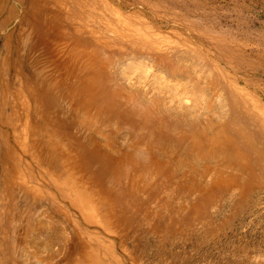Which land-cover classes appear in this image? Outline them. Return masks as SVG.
Masks as SVG:
<instances>
[{"label": "rangeland", "instance_id": "rangeland-1", "mask_svg": "<svg viewBox=\"0 0 264 264\" xmlns=\"http://www.w3.org/2000/svg\"><path fill=\"white\" fill-rule=\"evenodd\" d=\"M0 91V264H264V0H0Z\"/></svg>", "mask_w": 264, "mask_h": 264}, {"label": "bare ground", "instance_id": "bare-ground-1", "mask_svg": "<svg viewBox=\"0 0 264 264\" xmlns=\"http://www.w3.org/2000/svg\"><path fill=\"white\" fill-rule=\"evenodd\" d=\"M63 1V0H62ZM111 1V0H110ZM108 2V1H107ZM66 4V3H65ZM71 4V3H70ZM64 6V5H63ZM67 6H68V4H67ZM61 8V7H60ZM67 9V8H66ZM118 9V8H117ZM50 10V9H49ZM120 10V9H119ZM48 11V10H47ZM45 12V11H44ZM51 12V11H50ZM58 12V11H57ZM57 12H53V13H57ZM113 12V11H112ZM46 13V12H45ZM60 13V12H59ZM127 13V12H126ZM48 14V13H47ZM115 14V13H114ZM118 15H119V13H117ZM132 14V13H131ZM97 15H99V14H97ZM117 15V16H118ZM49 16V15H48ZM83 16V15H82ZM105 16V15H104ZM123 16V15H122ZM53 17V16H52ZM58 17V16H57ZM114 17H115V15H114ZM124 17V16H123ZM51 18V17H50ZM90 18V17H89ZM102 18V17H101ZM117 18V17H116ZM120 18V17H119ZM125 19V18H124ZM139 19H140V17H139ZM60 20V19H59ZM128 20V19H127ZM126 20V21H127ZM143 20H145L144 18H143ZM80 21V20H79ZM119 21H120V19H119ZM131 21V20H130ZM54 22H56V21H54ZM88 22V21H87ZM106 22V21H105ZM119 23V22H118ZM139 23V22H138ZM124 24L126 25V23L124 22ZM128 24V23H127ZM149 24V23H148ZM111 25V24H110ZM109 25V26H110ZM122 25H123V23H122ZM131 25V24H130ZM136 25V24H135ZM17 26V25H16ZM60 26V25H59ZM108 26V25H107ZM127 26V25H126ZM125 26V27H126ZM139 26V25H138ZM89 27V26H88ZM130 28V27H129ZM139 28V27H138ZM152 28V27H151ZM86 29H88V28H86ZM118 29V28H117ZM144 29H145V26H144ZM148 29V28H147ZM150 29V28H149ZM63 30V29H62ZM137 31H139L138 29H136ZM142 30V29H141ZM151 31H152V29H150ZM135 31V30H134ZM143 31V30H142ZM55 32V31H54ZM104 32H106V30L104 31ZM133 32V31H132ZM131 32V33H132ZM136 32V31H135ZM60 33V32H59ZM111 33H112V31H111ZM158 33V32H157ZM103 34V33H102ZM144 34V33H143ZM173 34V33H172ZM175 34V33H174ZM89 35V34H88ZM117 35V34H116ZM151 35H153V34H151ZM166 35V34H165ZM164 35V36H165ZM178 35V34H177ZM99 36V35H98ZM106 36V35H105ZM138 36H140V35H138ZM163 36V37H164ZM176 36V35H175ZM193 36V35H192ZM143 37V36H142ZM160 38H161V36H159ZM178 37V36H177ZM27 38V37H26ZM25 38V39H26ZM56 38V37H55ZM106 38V37H105ZM127 38V37H126ZM131 38V37H130ZM165 38V37H164ZM169 38H170V36H169ZM69 39V38H68ZM90 39V38H89ZM151 39V38H150ZM157 39V38H156ZM117 40V39H116ZM141 40V39H140ZM145 40V39H144ZM146 40H148V39H146ZM30 41V40H29ZM56 41V40H55ZM155 41V40H154ZM182 41V40H181ZM181 41H179V42H181ZM185 41V40H184ZM28 42V41H27ZM113 42V41H112ZM128 42V41H127ZM157 42H160V41H157ZM54 43V42H53ZM151 43H152V41H151ZM156 43V42H155ZM182 43V42H181ZM185 44V43H184ZM71 45H73V44H71ZM140 45V44H139ZM163 45H165V44H163ZM168 45V44H167ZM77 46V45H76ZM94 46V45H93ZM117 46V45H116ZM142 46V45H141ZM144 46V45H143ZM157 46V45H156ZM171 46V45H170ZM175 46V45H174ZM182 46V45H181ZM186 46V45H185ZM59 47V46H58ZM89 47V46H88ZM145 47V46H144ZM147 47V46H146ZM153 47H154V45H153ZM168 47V46H167ZM71 48V47H70ZM90 48V47H89ZM88 48V49H89ZM98 48V47H97ZM121 48V47H120ZM155 48V47H154ZM157 48V47H156ZM160 48V47H159ZM194 48V47H193ZM192 48V49H193ZM73 49H75V48H73ZM91 49V48H90ZM143 49V48H142ZM196 49V48H195ZM80 50V49H79ZM86 50V49H85ZM97 50V49H96ZM148 50H149V48H148ZM162 50V49H161ZM171 49H169V51H170ZM189 50V49H188ZM194 50V49H193ZM72 51V50H71ZM77 51V50H76ZM81 51V50H80ZM84 51V50H83ZM95 51V50H94ZM157 51V50H156ZM64 52H65V50H64ZM67 52V51H66ZM79 52V51H78ZM97 52V51H96ZM151 52V51H150ZM161 52V51H160ZM187 52V51H186ZM198 52V51H197ZM61 53V52H60ZM71 53V52H70ZM85 53H87V52H85ZM99 53V52H98ZM97 53V54H98ZM153 53V52H152ZM200 53V52H199ZM64 54V53H63ZM80 54H83V53H80ZM155 54V53H154ZM186 54V53H185ZM71 55V54H70ZM156 55V54H155ZM158 55V54H157ZM169 55V54H168ZM196 55V54H195ZM205 55V54H204ZM64 56V55H63ZM83 56V55H82ZM85 56V55H84ZM197 56V55H196ZM80 57V56H79ZM86 57H89V56H86ZM85 57V58H86ZM96 57V56H95ZM156 57V56H155ZM68 58V57H67ZM183 58V57H182ZM185 58V57H184ZM187 58V57H186ZM204 58V57H203ZM93 59V58H92ZM200 59H202V58H200ZM210 59V58H209ZM61 60V59H60ZM77 60V59H76ZM78 60H80V58L78 59ZM98 60H99V58H98ZM189 60V59H188ZM199 60V59H198ZM84 61V60H83ZM156 61V60H155ZM158 61V60H157ZM205 61V60H204ZM180 62V61H179ZM185 62V61H184ZM188 62V61H187ZM74 63V62H73ZM99 63H100V60H99ZM65 64V63H64ZM63 64V65H64ZM72 64V63H71ZM146 64V63H145ZM143 62L142 63H138L137 65H135V66H131L130 68H129V70H124L123 72H121V73H123V75L125 76V77H127V78H130V72L132 71V74H136V73H138L137 75L138 76H136L137 78H134L135 79V83H137L138 84V86L139 87H141L140 85L142 84H144V83H146V82H148V79H149V75H151V72L153 71L151 68H149V67H147V65H145ZM161 64V63H160ZM194 64V63H193ZM196 64V63H195ZM155 65V64H154ZM153 65V66H154ZM198 65V64H197ZM207 65V64H206ZM81 66V65H80ZM83 66H84V64H83ZM161 66H163V65H161ZM198 66H200V65H198ZM218 66V65H217ZM189 67V66H188ZM208 67V66H207ZM215 67V66H214ZM66 68H68V67H66ZM84 68H86V67H84ZM156 68V67H155ZM163 68H165V67H163ZM191 68V67H190ZM213 68V67H212ZM39 69H41V68H39ZM166 69V68H165ZM168 69V68H167ZM171 69V68H170ZM181 69V68H180ZM186 69V68H185ZM221 69V68H220ZM74 70V69H73ZM187 70H188V68H187ZM204 70V69H203ZM174 71V70H173ZM210 71V70H209ZM182 72V71H181ZM205 72V71H204ZM213 72V71H212ZM166 73H168V72H166ZM180 73V72H179ZM134 74V75H135ZM215 74V73H214ZM210 75V74H209ZM208 75V76H209ZM220 75V74H219ZM183 76V75H182ZM217 76V75H216ZM226 76V75H225ZM228 76V75H227ZM123 77V76H122ZM211 77H213V76H211ZM206 78V77H205ZM234 78V77H233ZM18 79V78H17ZM197 80V79H196ZM212 80H214V79H212ZM218 80V79H217ZM217 80H216V82H217ZM23 81V80H22ZM38 81H40V80H38ZM146 81V82H145ZM169 81V80H168ZM168 81H165V79H164V76H162V75H155L154 74V77H153V80L151 81V83H152V85L154 86V88H156V89H159V91H162V92H164V91H166L167 92V90H169V88H173L175 91H177V90H180V89H185V92H187V83H181V85H179L178 83H173V84H171L170 82H168ZM186 81V80H185ZM193 81V80H192ZM232 81H233V79H232ZM133 82V83H134ZM204 82V81H203ZM215 82V83H216ZM223 82V81H222ZM24 83V82H23ZM166 83H168V84H166ZM218 84V83H217ZM216 84V85H217ZM220 84V83H219ZM18 85V84H17ZM29 85V84H28ZM39 85H40V83H39ZM135 85V84H134ZM196 85V84H195ZM200 85V84H199ZM221 85V84H220ZM228 85V84H227ZM24 86V85H23ZM26 86V85H25ZM244 86V85H243ZM40 87H42V89H43V86H40ZM199 87V86H198ZM17 88V87H16ZM31 88V87H30ZM225 88H226V86H225ZM229 89V88H228ZM13 90V89H12ZM134 90V89H133ZM210 88H208L207 86H205L204 85V93L202 92H200L201 94L199 95V97L196 99V98H193L194 97V89H192L191 90V96H190V98L191 99H194V103H195V105H197L198 104V102H199V104L200 103H202V106L204 107V105H205V100L208 102L209 100L206 98V96L208 95V93L210 94L211 92H210ZM225 90V92H226V89H224ZM183 91V90H182ZM228 91V90H227ZM1 92V91H0ZM233 92H235V90L233 91ZM140 93V92H139ZM238 93V92H237ZM9 94V93H8ZM35 94V93H34ZM132 94V93H131ZM134 94V93H133ZM182 94V93H181ZM219 94H221V93H219ZM225 94V93H224ZM242 94V93H241ZM26 95V94H25ZM183 95V94H182ZM186 95V94H185ZM237 95V94H236ZM253 95V94H252ZM28 96H30V95H28ZM128 96V95H127ZM226 96V95H225ZM243 96V95H242ZM9 97V96H8ZM27 97V96H26ZM208 97V96H207ZM218 97V96H217ZM222 97V96H221ZM235 97V96H234ZM256 98V97H255ZM8 99H12V98H8ZM33 99V98H32ZM211 99V98H210ZM227 99V98H226ZM225 99V100H226ZM241 99V98H240ZM24 100V99H23ZM217 100V99H216ZM184 101V100H183ZM193 101V100H192ZM191 101V102H192ZM215 101V100H214ZM219 102V101H218ZM224 102H226V101H224ZM5 103V102H4ZM12 103V102H11ZM184 103V102H183ZM193 103V104H194ZM241 103V102H240ZM250 103V102H249ZM168 104V103H167ZM172 104V103H171ZM189 104V103H188ZM191 104V103H190ZM198 104V105H199ZM246 104V103H245ZM260 104H261V102H260ZM11 105V104H10ZM16 105H17V103H16ZM19 105V104H18ZM159 105V104H158ZM170 105V104H169ZM224 105H225V103H224ZM254 105V104H253ZM256 105V104H255ZM258 105V104H257ZM35 106V105H34ZM218 106V105H217ZM247 106V105H246ZM16 107V106H15ZM29 107V106H28ZM33 107V106H32ZM243 107V106H242ZM251 107V106H250ZM261 107V106H260ZM198 108V107H197ZM213 108V107H212ZM226 108H227V106H226ZM255 108V107H254ZM259 108V107H258ZM16 109V108H15ZM22 109V108H21ZM179 109V108H178ZM190 110H191V108H189ZM198 109H200V108H198ZM216 109V108H215ZM221 109V108H220ZM223 109V108H222ZM237 109V108H236ZM27 110V109H26ZM164 110V109H163ZM261 110H262V108H261ZM162 111V110H161ZM194 112L195 111H197V110H193ZM214 111V110H213ZM254 111V110H253ZM263 111V110H262ZM262 111H261V113H262ZM18 112H19V110H18ZM26 112V111H25ZM164 112V111H163ZM201 112V111H200ZM220 112V111H219ZM223 112V111H222ZM227 112V111H226ZM247 112H249V111H247ZM256 112V111H255ZM10 113V112H9ZM37 113H38V110H37ZM30 114V113H29ZM28 114V115H29ZM192 114H196V113H192ZM230 114V113H229ZM258 114V113H257ZM264 114V113H263ZM42 115V114H41ZM40 115V116H41ZM199 115V114H198ZM210 115V114H209ZM261 115V114H260ZM6 116V115H5ZM26 116V115H25ZM25 116H24V119H25ZM178 116V115H177ZM181 116V115H180ZM182 116H184V115H182ZM247 116V115H246ZM13 117H15V116H13ZM20 117V116H19ZM189 117V116H188ZM12 118V117H11ZM183 118V117H182ZM203 118V117H202ZM27 119V118H26ZM26 119H25V121H26ZM29 119V118H28ZM27 119V120H28ZM199 119V118H198ZM251 119V118H250ZM253 119V118H252ZM6 120V119H5ZM42 120V119H41ZM184 120V119H183ZM214 120V119H213ZM24 121V120H23ZM24 121V122H25ZM194 121V120H193ZM218 121V120H217ZM252 121V120H251ZM11 122V121H10ZM21 122V121H20ZM29 121H27V123H28ZM211 122V121H210ZM253 122V121H252ZM17 123V122H16ZM19 123V122H18ZM42 123V122H41ZM213 123V122H212ZM217 123V122H216ZM255 123V122H254ZM209 124V123H208ZM243 124V123H242ZM17 125V124H16ZM23 125H24V123H23ZM29 125H30V123H29ZM184 125V124H183ZM213 125V124H212ZM189 126V125H188ZM201 126V125H200ZM220 126V125H219ZM262 126H263V124H262ZM191 127H192V125H191ZM206 127V126H205ZM225 127V126H224ZM235 127V126H234ZM264 127V126H263ZM27 129V128H26ZM39 129V128H38ZM42 129V128H41ZM192 129V128H191ZM221 129V128H220ZM253 129V128H252ZM260 130H261V128H259ZM17 130V129H16ZM18 130H20V129H18ZM242 130V129H241ZM13 131V130H12ZM26 132H27V130H25ZM30 131H32V130H30ZM239 131V130H238ZM251 131V130H250ZM40 132V131H39ZM260 132V131H259ZM16 133V132H15ZM14 133V134H15ZM18 133H19V131H18ZM28 133H29V131H28ZM27 133V134H28ZM263 133V132H262ZM20 134V133H19ZM26 134V135H27ZM242 134V133H241ZM245 134V133H244ZM264 134V133H263ZM24 135V134H23ZM43 135V134H42ZM41 135V136H42ZM216 135V134H215ZM218 135H219V133H218ZM240 135V134H239ZM248 135V134H247ZM252 135V134H251ZM28 137H29V134L27 135ZM241 136V135H240ZM20 137V136H19ZM18 137V138H19ZM37 137V136H36ZM218 137V136H217ZM241 137H243V136H241ZM247 136H245V138H246ZM38 138V137H37ZM215 138V137H214ZM36 139V138H35ZM28 140V139H27ZM217 140V139H216ZM219 140V139H218ZM244 140V139H243ZM222 141V140H221ZM226 141V140H225ZM250 141V140H249ZM14 142V141H13ZM27 142V141H26ZM40 142H42V141H40ZM212 142V141H211ZM227 142V141H226ZM12 143V142H11ZM219 143V142H218ZM221 143V142H220ZM225 143V142H224ZM248 143V142H247ZM9 144V143H8ZM214 144V143H213ZM227 144H228V142H227ZM17 145V144H16ZM39 145V144H38ZM260 145V144H259ZM40 147H43V146H40ZM253 147H255V146H253ZM38 148H39V146H38ZM253 149V148H252ZM6 150V149H5ZM10 150V149H9ZM240 151V150H239ZM15 152V151H14ZM13 152V153H14ZM243 153V152H242ZM29 154V153H28ZM257 154V153H256ZM263 154V153H262ZM11 155V154H10ZM264 155V154H263ZM28 156V155H27ZM242 156V155H241ZM246 156V155H245ZM255 156V155H254ZM260 156V155H259ZM11 157V156H10ZM247 157V156H246ZM16 158V157H15ZM243 158V157H242ZM64 159V158H63ZM66 159V158H65ZM23 160V159H22ZM26 160V159H25ZM259 160V159H258ZM15 162V161H14ZM21 162V161H20ZM32 162V161H31ZM62 162V161H61ZM12 164V163H11ZM14 164V163H13ZM60 164V163H59ZM63 164V163H62ZM75 165V164H74ZM14 166V165H13ZM29 167H31V166H29ZM14 168V167H13ZM24 168V167H23ZM44 168V167H43ZM72 168V167H71ZM26 169H29V168H27V166H26ZM34 169V168H33ZM57 169V168H56ZM67 169V168H66ZM31 170V169H30ZM29 170V171H30ZM43 170V169H42ZM61 170V169H60ZM68 170V169H67ZM66 170V171H67ZM72 170V169H71ZM80 170V169H79ZM9 171V170H8ZM25 171V170H24ZM55 171V170H54ZM74 171V170H73ZM50 172V171H49ZM79 172V171H78ZM17 173V172H16ZM13 174V173H12ZM22 174V173H21ZM25 174V173H24ZM32 174H34V173H32ZM39 174V173H38ZM68 174V173H67ZM5 175V174H4ZM18 175V174H17ZM29 175V174H28ZM35 175V174H34ZM43 175V174H42ZM41 175V176H42ZM14 176V175H13ZM36 176V175H35ZM38 176V175H37ZM51 176V175H50ZM69 176V175H68ZM71 176V175H70ZM73 176V175H72ZM75 176V175H74ZM77 176V175H76ZM79 176V175H78ZM27 177V176H26ZM18 178V177H17ZM23 178V177H22ZM36 178V177H35ZM41 178V177H40ZM29 179V178H28ZM57 179V178H56ZM63 179V178H62ZM65 179V178H64ZM81 179H82V177H81ZM30 180V179H29ZM71 180V179H70ZM73 180V179H72ZM75 180V179H74ZM73 180V181H74ZM77 180H79V179H77ZM77 180H75V181H77ZM13 181V180H12ZM27 181V180H26ZM34 181V180H33ZM61 181V180H60ZM14 182V181H13ZM39 182V181H38ZM29 183V182H28ZM37 184V183H36ZM71 184V183H70ZM32 185V184H31ZM35 185V184H34ZM40 185V184H39ZM74 185V184H73ZM36 186V185H35ZM43 186V185H42ZM67 186H69V185H67ZM66 186V187H67ZM72 186V185H71ZM77 186H75V188H76ZM82 187V186H81ZM64 188V187H63ZM40 189V188H39ZM77 189H78V187H77ZM35 191V190H34ZM78 191V190H77ZM82 190H80V191H78L79 193L81 192ZM31 192H32V190H31ZM60 192V191H59ZM70 192V191H69ZM75 193V192H74ZM73 193V194H74ZM81 195V194H80ZM94 195V194H93ZM37 196V195H36ZM43 196V195H42ZM74 196V195H73ZM76 196H78V195H76ZM63 197V196H62ZM79 198V197H78ZM69 199V198H68ZM93 200V199H92ZM95 200V199H94ZM98 200H100V199H98ZM74 202V201H73ZM95 202V201H94ZM71 203V202H70ZM99 203V202H98ZM73 204V203H72ZM75 204V203H74ZM77 205V204H76ZM73 206V205H72ZM78 206H80V205H78ZM84 206V205H83ZM97 206V205H96ZM95 206V207H96ZM91 207V206H90ZM101 207V206H100ZM75 208V207H74ZM86 208V207H85ZM102 209V208H101ZM103 210V209H102ZM103 212V211H102ZM82 213H83V211H82ZM86 213V212H85ZM91 213H92V215L90 214V213H88V214H90L91 216H92V219L93 218H96V219H98L99 220V216H100V212H98L95 208H93V207H91ZM87 215V214H86ZM17 217H19V216H17ZM21 217V216H20ZM19 217V218H20ZM25 217V216H24ZM88 217V216H87ZM89 218V217H88ZM18 219V218H17ZM95 219V220H96ZM28 220V219H27ZM24 221V220H23ZM105 221V220H104ZM18 222V221H17ZM20 222V221H19ZM96 222V221H95ZM84 223V222H83ZM91 223V222H90ZM106 223V222H105ZM82 225V224H81ZM97 225V224H96ZM87 226V225H86ZM114 226V225H113ZM84 227V226H83ZM91 228V227H90ZM113 228V227H112ZM70 229V228H69ZM107 230V229H106ZM104 231V230H103ZM113 231H115V230H113ZM8 232V231H7ZM85 233H87L89 236H91L92 238V240H94L95 242H96V244H90V243H84L83 244V246L84 247H82V251L80 250L79 252H80V254L79 255H77V254H75V252L72 254V255H70L69 256V258H66V260L64 261L63 260V264H122V262L120 261V259L117 257V256H115V254H114V248H113V245L112 244H110V243H104L103 242V240L101 241V236H100V234H99V232L98 231H96V230H87ZM104 233V232H103ZM105 233H106V231H105ZM107 233H108V231H107ZM9 234V233H8ZM112 234V233H111ZM55 235H56V233H55ZM109 236V235H108ZM90 238V237H89ZM88 241V240H87ZM66 242V241H65ZM115 247V246H114ZM67 254V253H66ZM40 260V259H39ZM10 263V262H9ZM14 263V262H13ZM136 263V262H135ZM61 264H62V262H61Z\"/></svg>", "mask_w": 264, "mask_h": 264}]
</instances>
